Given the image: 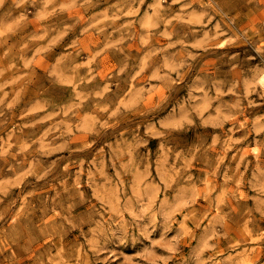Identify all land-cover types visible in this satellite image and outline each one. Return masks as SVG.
Returning <instances> with one entry per match:
<instances>
[{"label":"rangeland","instance_id":"rangeland-1","mask_svg":"<svg viewBox=\"0 0 264 264\" xmlns=\"http://www.w3.org/2000/svg\"><path fill=\"white\" fill-rule=\"evenodd\" d=\"M264 0H0V264H264Z\"/></svg>","mask_w":264,"mask_h":264},{"label":"bare ground","instance_id":"bare-ground-1","mask_svg":"<svg viewBox=\"0 0 264 264\" xmlns=\"http://www.w3.org/2000/svg\"><path fill=\"white\" fill-rule=\"evenodd\" d=\"M264 77V76H263ZM264 81V80H263Z\"/></svg>","mask_w":264,"mask_h":264}]
</instances>
